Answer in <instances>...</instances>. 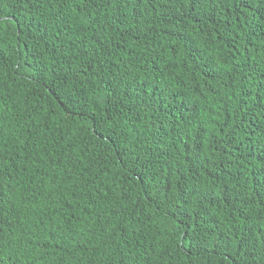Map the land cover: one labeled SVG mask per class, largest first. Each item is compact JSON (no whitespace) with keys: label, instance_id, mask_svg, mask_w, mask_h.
Returning <instances> with one entry per match:
<instances>
[{"label":"trees","instance_id":"trees-1","mask_svg":"<svg viewBox=\"0 0 264 264\" xmlns=\"http://www.w3.org/2000/svg\"><path fill=\"white\" fill-rule=\"evenodd\" d=\"M0 264H264V0H0Z\"/></svg>","mask_w":264,"mask_h":264}]
</instances>
